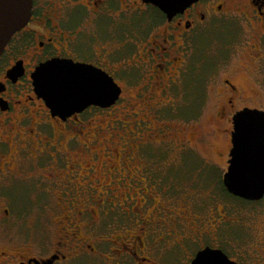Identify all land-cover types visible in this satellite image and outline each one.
Segmentation results:
<instances>
[{
  "label": "rangeland",
  "instance_id": "obj_1",
  "mask_svg": "<svg viewBox=\"0 0 264 264\" xmlns=\"http://www.w3.org/2000/svg\"><path fill=\"white\" fill-rule=\"evenodd\" d=\"M137 13L138 28L140 33L146 30L145 36L150 24L162 20L151 8ZM204 28L213 32L197 41L198 48H187L193 50L190 61L194 64H187L180 75L173 70L175 66H169L164 84L170 89H153L149 95L154 100L147 102L149 106L138 97L146 80L142 76L138 83L124 82L127 72L131 73L124 69L120 80L124 94L114 110L93 111L87 117L90 124L82 131L56 128L51 133L43 132L46 138L51 137L48 141L62 146L57 149L60 153L52 154L55 162L43 166L26 163L16 171L18 181L12 182L7 196L0 195V207L13 200L21 210L17 219L19 238L53 239L54 222L52 229L39 230L40 222L51 220L54 209L61 213L65 201L77 205L80 211L86 203L102 211L98 207L102 201L106 207L115 205V211H122L131 204L124 203L128 194L137 209L144 206L138 210L139 221L141 225L150 223L152 242H157L160 250L155 253L151 240L149 248L159 264H181L185 254L193 255L205 246L220 248L243 264H264V199L247 202L226 191V165L217 154L228 147V139L219 128L227 130L229 125L219 123L215 115L219 99L216 89L221 88L230 70L246 96L252 98L248 104L264 108V61L261 73L254 76L248 59L252 45L257 46L255 52L262 45L264 52V29L258 24L251 27L238 16H222ZM258 79L262 89L253 98L252 87ZM31 156L36 154L32 152ZM25 172L27 176L22 174ZM40 183L46 188L52 183L68 196L53 197L49 203L54 209L45 212L39 208L44 196L35 194ZM113 215L109 214L107 224L112 219L123 234L133 229Z\"/></svg>",
  "mask_w": 264,
  "mask_h": 264
},
{
  "label": "flooded vegetation",
  "instance_id": "obj_2",
  "mask_svg": "<svg viewBox=\"0 0 264 264\" xmlns=\"http://www.w3.org/2000/svg\"><path fill=\"white\" fill-rule=\"evenodd\" d=\"M32 1L27 26L12 37L0 55V195L3 196H7L12 182L18 181L16 171L25 168L26 163L43 166L49 161L55 162L52 154L60 153L57 149L62 146L48 141L51 137L46 138L44 131L51 133L56 128L82 131L85 125L90 124L87 117L93 111L105 113L117 107L124 94L120 84L122 70L131 72L124 76V82L138 83L143 76L146 83L138 97L149 106L147 102L154 100L149 95L153 89L160 92L170 89V85L166 87L164 84L169 66H175L173 70L180 75L187 64H194L193 60L190 61L193 50L187 48L193 45L198 48L197 41L213 32L204 28L206 24L222 16H238L244 17L251 27L258 24L264 29V0H200L172 20H168L156 7L144 4L143 0ZM146 8L154 10L162 19L153 26L150 24L147 36L143 35L146 30L140 33L137 18V12ZM256 47L252 45L248 55L254 76L261 73L264 61L262 45L255 52ZM53 60L72 61L105 72L121 88L119 100L110 108L91 106L66 119L53 115L45 101L36 94L34 81L37 70ZM178 63L180 66H176ZM118 65L120 67L117 68ZM141 69L144 70L143 75ZM236 79L234 71L230 70L222 80L221 88L216 89L219 97L216 118L219 123L229 125L227 130L219 128L228 139L227 150L217 154L226 165L225 174L233 147L234 118L246 109L264 111L260 106L248 104L252 98L246 96V91ZM259 82V79L254 81L253 98L260 95L262 86ZM32 152L35 157L31 156ZM56 161L59 168L58 158ZM66 162L68 160L63 163L65 167L68 165ZM92 170L88 167L89 172ZM22 174L27 176L26 172ZM48 184L46 188L40 183L35 190L39 198L44 196L39 200V208L45 212H50L53 207L49 203L53 197L64 196V190ZM124 196H127L124 203L131 204L125 206L129 209L122 211H115V205L106 207L104 201L98 206L102 211H96L87 203L80 211V207L66 204V201L61 213L53 207V215L49 216L51 220L40 222L39 227V230H49L52 229L51 221L54 222V238L49 241L43 236L36 240L33 237L19 238L17 219L21 210L13 200H8V204L0 207V264H159L149 248L153 241V232L148 228L150 223L141 225L139 221L138 210L144 206L137 209L133 198L130 199L128 194ZM110 213H114L113 219L120 217L133 229L123 234L120 227L111 222L112 219L107 224ZM92 221L96 224L93 225ZM152 245L157 254L160 250L157 242H152ZM206 248L220 250L231 262L243 264L222 249L211 246H205L193 255L185 254L181 264H193L198 253Z\"/></svg>",
  "mask_w": 264,
  "mask_h": 264
},
{
  "label": "water",
  "instance_id": "obj_3",
  "mask_svg": "<svg viewBox=\"0 0 264 264\" xmlns=\"http://www.w3.org/2000/svg\"><path fill=\"white\" fill-rule=\"evenodd\" d=\"M200 0H143L159 9L168 20ZM32 0H0V55L12 37L31 18ZM35 92L53 115L63 119L91 106L107 109L116 104L122 90L112 77L92 66L53 60L34 76ZM107 84L108 87L96 86ZM232 150L223 185L231 196L247 201L264 199V111L246 109L234 118ZM193 264H236L220 250L206 248Z\"/></svg>",
  "mask_w": 264,
  "mask_h": 264
},
{
  "label": "snow or ice",
  "instance_id": "obj_4",
  "mask_svg": "<svg viewBox=\"0 0 264 264\" xmlns=\"http://www.w3.org/2000/svg\"><path fill=\"white\" fill-rule=\"evenodd\" d=\"M96 86H100V87H104V88H107V87H108L107 84H103V83H101V84H99V85H96Z\"/></svg>",
  "mask_w": 264,
  "mask_h": 264
}]
</instances>
